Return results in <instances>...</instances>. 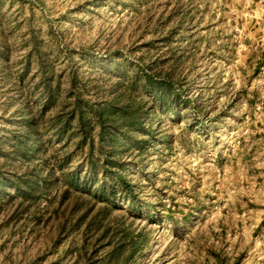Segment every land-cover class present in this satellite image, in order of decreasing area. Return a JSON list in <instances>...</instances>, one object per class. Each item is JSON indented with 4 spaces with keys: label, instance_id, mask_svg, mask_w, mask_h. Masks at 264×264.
I'll return each instance as SVG.
<instances>
[{
    "label": "rangeland",
    "instance_id": "rangeland-1",
    "mask_svg": "<svg viewBox=\"0 0 264 264\" xmlns=\"http://www.w3.org/2000/svg\"><path fill=\"white\" fill-rule=\"evenodd\" d=\"M0 264H264V0H0Z\"/></svg>",
    "mask_w": 264,
    "mask_h": 264
},
{
    "label": "trees",
    "instance_id": "trees-1",
    "mask_svg": "<svg viewBox=\"0 0 264 264\" xmlns=\"http://www.w3.org/2000/svg\"><path fill=\"white\" fill-rule=\"evenodd\" d=\"M29 124H30V122H29Z\"/></svg>",
    "mask_w": 264,
    "mask_h": 264
}]
</instances>
